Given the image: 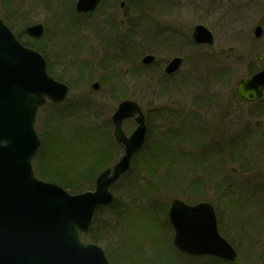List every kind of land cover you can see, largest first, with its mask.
Instances as JSON below:
<instances>
[{
	"label": "rangeland",
	"instance_id": "obj_1",
	"mask_svg": "<svg viewBox=\"0 0 264 264\" xmlns=\"http://www.w3.org/2000/svg\"><path fill=\"white\" fill-rule=\"evenodd\" d=\"M67 1H70V5L51 3L49 0H9L11 5L8 8L4 0H0V19L14 34H20L21 40L32 39L23 34L26 26L35 23L43 25L44 34L36 45L45 55L48 70L61 78L69 88L68 97L63 103L57 106L46 103L37 112L35 131L41 140L44 139L45 146L43 148L41 145L33 159L35 171H40L42 153L51 162L44 167L46 174L56 172L57 177L64 182L75 181L76 177L80 180L84 170L94 172L95 178L99 173L96 168L91 171L88 169L92 168L98 157L103 158L111 167L121 157L123 149L114 141L113 127L108 120L120 100H134L148 119L149 149L145 146L134 155L128 173L111 188L115 200L126 207L125 214L118 219L111 209L101 212L100 222L110 226L103 242L99 244L106 255L115 264H225L207 257L186 256L174 249L166 215L170 200L176 197L188 204L208 201L213 206L219 233L237 252L234 264H264V179H249V172L247 173V149L250 143L248 133L251 129L264 133V99L249 103L242 100L235 91L236 82L246 76L248 66H258L255 53L261 52L258 46L251 45L249 36L252 34H245L248 24L243 28L241 23L234 24L228 18L219 16L217 11L211 12L208 10L209 6L213 5L216 9L212 0L195 1L200 12L205 11L203 20L199 22H189L181 17L182 13L178 14L181 0H172L175 7H172L171 14L170 10L165 11L164 8L155 9L158 26L161 24L164 30L161 34H167L177 24L179 27L176 30L182 31L186 27L190 34L192 27L201 23L215 34V48L233 47L235 58L231 61L221 52L212 50L204 49L203 55H199L200 51L197 52L192 46L181 47L168 42L165 35L157 34V38L151 40L149 21L154 16L150 14V0H137V4L134 3L136 0H125L124 8L127 13L124 16L118 8L119 0L111 3V10H108L107 2H104L92 18L77 16L79 14H75L72 5L75 0ZM160 1L163 3V0ZM185 5L187 9L194 7L190 1H186ZM104 8L113 13L108 19L118 23L123 19L131 27L133 22L139 23L134 36L124 34L120 45L139 49L141 54L149 51L155 53L161 65L157 70L143 68L138 60L131 62L129 56H134L135 53L127 56V49L124 51L127 57L124 61L121 58V61L117 60L113 65L108 64L100 69L93 65L97 59L96 52L92 55V45L80 46L78 59L94 57L93 63L89 61L84 68L76 65L78 62L75 51L63 52L67 51L69 41L75 36V41L82 44L86 37L84 33L90 34L91 31L92 37L96 39L102 26L99 24L100 16L104 17L103 20L106 18ZM166 12L168 13L164 15ZM81 23L84 24L83 27H80ZM235 25L240 26L241 34L235 32L238 28ZM166 28L168 30L165 31ZM157 31L154 24L153 33ZM58 52L63 53L60 63V59L54 60ZM113 52L117 53V44ZM173 55L182 56L184 63L172 78H166L162 69ZM98 56L102 58L101 54ZM92 83L98 84L97 90L91 88ZM86 102L97 106V111H83ZM79 104L82 106L79 107ZM79 110L83 112L77 114ZM158 111L162 117L167 111L189 114L185 116L188 117L186 125L181 120L185 128L184 138L178 139L176 135L169 137L166 129L171 127L172 131H176L174 128L178 125L176 122L165 123L163 119H157ZM196 114L199 116L195 117ZM134 127L133 119L123 121L122 128L127 135ZM93 128L96 130L95 134ZM71 135H75L76 140ZM162 135L168 139L166 143L170 144H167V149L171 150L170 146L180 148L176 149L179 153L186 154L188 163H176V167L171 169V157L174 156L169 157V160L165 156L164 163L162 161L164 166L156 163L154 169H157L160 178L166 180L155 186V181L152 182L146 177L147 173L141 170L143 167L149 168L147 163L139 158L150 148L163 146ZM188 138L190 141L184 143ZM79 142H82L81 145ZM69 144L74 145L70 147L72 151L65 154L61 150L58 153L57 147L68 148ZM262 149L264 151V140ZM189 154L195 155V163L203 162L196 170L188 165L191 164L189 159L192 160ZM165 168H168L167 171ZM88 181L82 185L86 190H92L95 181L91 182V178ZM185 184H190L191 194L186 191ZM143 201L152 203L157 213L140 208Z\"/></svg>",
	"mask_w": 264,
	"mask_h": 264
},
{
	"label": "water",
	"instance_id": "obj_2",
	"mask_svg": "<svg viewBox=\"0 0 264 264\" xmlns=\"http://www.w3.org/2000/svg\"><path fill=\"white\" fill-rule=\"evenodd\" d=\"M98 1L78 0L76 11H90ZM26 33L38 38L43 26L30 25ZM193 38L198 43H213L212 33L202 25L195 27ZM153 60L146 55L142 62ZM180 63V58L172 59L164 72H175ZM263 85L264 66L252 77L241 79L236 92L254 101L262 96ZM92 88L97 89L98 84L93 83ZM67 92L66 85L47 74L44 58L23 46L0 19V264H111L98 245L82 241L80 234L88 230L98 208L111 204L110 186L129 169L132 155L144 143V117L136 102L118 104L111 120L115 140L124 146L123 155L97 176L93 191L70 194L37 178L32 169L40 148L34 129L37 110L46 99L61 102ZM131 117L137 126L126 136L121 123ZM168 219L178 251L235 259V250L218 233L208 202L187 205L173 199Z\"/></svg>",
	"mask_w": 264,
	"mask_h": 264
},
{
	"label": "flooded vegetation",
	"instance_id": "obj_3",
	"mask_svg": "<svg viewBox=\"0 0 264 264\" xmlns=\"http://www.w3.org/2000/svg\"><path fill=\"white\" fill-rule=\"evenodd\" d=\"M51 3L55 2L57 4H64L65 5H70V1L68 2L67 0H56V1H52L49 0ZM77 0L74 1V3L72 4L73 7H75V3ZM117 0H100L96 7L88 13H76L75 14H79L77 16L81 17V18H92L95 13L96 10L100 7V5L104 2H107L106 7L108 8V10H111L109 7L112 6L111 3L112 2H116ZM186 1H190L191 3H193V8L187 9V6L185 5ZM196 0H181V4L178 6L179 13L181 14L182 18H185L186 20H189V22L191 21H196L199 22L201 20H203L204 18V13L200 12L199 10V6L198 4L195 2ZM213 4L215 5V8H213V5L209 6L208 10L212 11H217L222 18H228L232 23L234 24H238L241 23L243 25V28L245 27L244 25H247V27H245L246 29V33L245 34H252L250 37V43L251 45L254 46H258L261 52H256L255 53V58L256 61L258 63V66H256L255 64H251L248 66V72L246 74V76H243L241 78H245V77H251L253 75H255L257 72H259L263 66H264V0H212ZM125 0H119L118 2V8L119 10H121L120 12L122 13V15H126V11H125ZM160 0H150L149 1V6L151 7V16L154 18H151L149 21V29H150V39L151 40H155L157 38V34L160 35H165V38L168 42L172 43V44H179L181 47H189L192 46L193 49L195 48V50H197V52L200 51L199 55H203V50H209L212 52H221L223 55H225V57L229 58L231 61H233L235 58V55L233 54V47H227V48H220L217 47L215 48L214 43H215V34H213L207 27V29L212 33V38H213V43L211 45L209 44H205V43H198L194 40L193 38V33H194V29L196 26L198 25H202L201 23H196V25H194L191 29V33L189 34L190 30L188 28L185 27V30L183 29L181 30H176L177 27H179V24L176 25V27L174 26V29H169L166 28V30H168L167 34H161L164 32L163 28L158 26V22L156 21V8L160 7L161 9L164 8L165 11L170 10V14L172 13V7H175V5L172 3V0H163V3H160ZM137 4V0L134 2ZM10 7V4L8 6V8ZM168 7V9H167ZM105 11V8L103 9L104 11V15H105V19L103 20L104 17L100 16V22L102 26L101 29H99V32L96 34V39L92 37V32L89 31L90 34L84 33L86 36L84 38V42L81 44L78 41H75V37L73 38V40L69 41V47L67 49V51H63L64 53H68V52H74L75 56H77V64L79 65V67L84 68L86 65V63H88L89 61L93 63V58H90L89 56L87 58H82V59H78V56L80 55V46L84 45V46H88V45H92L91 47L94 49V51H92V55L95 54L96 52V59L94 60L95 64H93L95 67L97 68H104L106 67L108 64L109 65H113V62H116L117 60L119 61L120 59H116L113 58L112 55L113 54H119V53H124L125 49L128 50L127 52V56L135 53V55L133 56H129L130 61L131 62H135V61H140L141 64V58L143 55L148 54L154 57V60L152 62H150L148 65H142L141 66L143 68H147L153 71L157 70V68H159L160 65V60L156 57L155 53L153 54L151 51H149L148 53L145 52V54H141V51L139 52V49L137 47L138 50L135 49H130V47H123L120 45V43H122V38H124V34H130L132 36L134 31L136 30V25L138 26L139 23L133 22V26L131 27L129 24L126 25V23L124 22L123 19L119 20V23L116 22L115 20H111L108 19L107 17L109 16H113V13L110 11ZM180 10H182V12H180ZM75 11V10H74ZM137 11V9H136ZM168 12L164 13L167 14ZM103 14V12L101 13ZM177 15V13H176ZM170 16V15H169ZM225 18V19H226ZM81 22V21H80ZM154 24L157 26L158 31L153 33L154 30ZM84 25V24H83ZM82 23L80 24V27H83ZM164 24H162L163 26ZM204 26V25H202ZM235 28H237L235 31L237 34H241V30H240V26L239 25H235ZM125 29V30H123ZM45 31V29H44ZM179 31H181L180 34H177ZM86 32V31H85ZM88 32V31H87ZM161 32V33H160ZM122 34V35H121ZM255 34H259V36H255ZM130 35L127 36V38L130 37ZM156 35V36H155ZM164 38V39H165ZM91 40V41H90ZM117 44V53L113 52V48L115 47V45ZM169 44V43H168ZM114 45V46H113ZM171 45V44H170ZM81 46V47H82ZM119 46V47H118ZM191 47V48H192ZM62 49V48H61ZM99 49L101 50L99 52ZM123 49V50H122ZM94 52V53H93ZM137 52V53H136ZM252 51H249V53H251ZM101 54L102 58L99 57L98 55ZM63 53L62 52H58L57 55L54 57V60H59L60 58H62ZM104 57V58H103ZM179 57L181 59V63L178 67V69L176 70V72L169 74V75H164L166 78H172L177 71L181 68L182 64L184 63V58L180 55H173L171 56V58L165 62L163 69H162V73L165 69V67L168 65V63L173 59ZM260 57V58H259ZM126 56H122L123 61L126 59ZM218 59V58H217ZM220 59H218L219 61ZM60 61H62L61 59L58 61V63H60ZM230 61V62H231ZM56 63V64H58ZM60 65V64H59ZM160 65V66H159ZM240 78V79H241ZM239 79V80H240ZM239 80L236 82V86L237 83L239 82ZM236 90V87H235ZM242 99V98H241ZM264 99V85H263V94L262 97L256 101H248L249 103H255L259 100H263ZM198 106V105H197ZM199 107V106H198ZM197 113H199V108ZM160 112L158 111L156 115H158L159 118L157 119H163L164 122H170V123H177V127L174 128L176 129V131H174L176 134H181L183 131H185V128L182 124V122L186 125V119L188 117H185L186 115H189L187 113H180L179 111L176 112H171V111H167L165 116L162 117L159 115ZM199 115L196 114L195 117H198ZM144 118H145V122L148 125L147 122V117L144 114ZM195 119V118H194ZM173 120V121H172ZM182 120V122H181ZM193 124V122H192ZM167 127H169V124H167ZM171 127L167 128L166 130L168 131V133L172 132ZM187 129V128H186ZM184 134V133H183ZM249 134V138L248 140L250 141V143H248V149H247V155H248V159H247V173L249 172L248 178L252 179V180H261L264 179V151L262 149L263 146V140H264V133L255 129H251ZM250 151V153H248ZM263 170V171H262Z\"/></svg>",
	"mask_w": 264,
	"mask_h": 264
},
{
	"label": "trees",
	"instance_id": "obj_4",
	"mask_svg": "<svg viewBox=\"0 0 264 264\" xmlns=\"http://www.w3.org/2000/svg\"><path fill=\"white\" fill-rule=\"evenodd\" d=\"M23 34H25V33H23ZM15 36L18 38V40H20V42H22L24 45H26V46H29V47H31V48H34V49H36V50H38L39 52H41L42 53V51L40 50V48L36 45V43H37V39H30V41H27V40H21L20 39V34H15ZM26 36V35H25ZM45 56V55H44ZM111 76V74L109 75V77ZM58 78V77H57ZM85 108H83V111H85L86 112V108L90 105V104H87V103H85ZM80 106H82L81 104H79V107ZM74 107V106H73ZM93 107H95L94 105H93ZM73 110H75V109H73ZM78 111V110H77ZM82 110H79V112H77V114L78 113H80ZM82 111V112H83ZM90 117V116H89ZM76 118V117H75ZM76 119H78V118H76ZM80 121V120H79ZM92 131H93V133L95 134V132H96V130H95V128H93L92 129ZM87 133V135L90 137V135H89V133L88 132H86ZM105 135H107L108 136V138L110 137L109 135H108V133H106ZM172 135H176V136H178L174 131H172L171 133H169V137H171ZM72 136V135H71ZM107 136H105V137H107ZM159 135L157 136V138H158V140H159ZM72 138H73V140L75 139L76 140V136L75 135H73L72 136ZM148 138H150V136L148 135ZM161 141H162V143H164V145L162 146L161 145V147H158V146H156L155 148H153V149H151L150 148V150H148V152L147 153H145L143 156H141L139 159H142L143 160V162H145V163H147V167H149V168H142L141 170H144L147 174H145L146 175V177L147 178H149L150 180H152V182L153 181H155V186L158 184H160V183H163V181L164 180H166L165 178H160L159 176H158V174H157V169H154V165L156 164V163H159V164H163L164 163V158H165V156L167 155V154H169L170 152L168 151V149H167V147L166 146H168L167 144H169V143H166L167 141H168V139H166V137H164L163 135H162V137H161ZM104 140H105V138H104ZM160 141V142H161ZM82 142H84V141H82ZM82 142H79V144L81 145V143ZM44 144V139H42V147L43 146H45V145H43ZM71 144V143H70ZM69 144V146H68V148H65V147H63V146H61V147H57V149H58V153L61 151V150H63L64 151V153L66 154V153H68L69 151H72L71 150V146H74V145H70ZM146 146H147V148L149 149V145L146 143ZM44 148V147H43ZM94 150H95V148H93L92 149V151L94 152ZM64 154V155H65ZM58 156L60 157V155L58 154ZM100 157H102V155H99ZM155 161V162H154ZM162 161H163V163H162ZM181 161V159H180V157L179 158H174L173 159V163H176V162H180ZM51 162H48L47 160H46V158L44 157V153H42V159H41V163H40V171H38L37 169H36V174L40 177V178H42V179H44V180H48V181H51V182H56V183H58V184H60L61 186H63L65 189H67L70 193H78V192H81V191H84V190H86V187L84 188L83 187V185L82 184H84V183H86V182H89L88 180L91 178V182L95 179L94 177H93V173L92 172H88L87 170H84V174L83 175H81L80 176V180H79V178L78 177H76L75 179V181H70V182H64L63 180H60L58 177H57V173L55 172H53L52 174H46V172H45V170H44V167H46L47 166V164L49 165ZM94 164L92 165V168L91 169H88L89 171H91V170H93V169H95L96 168V172L98 171V172H100L101 170H103L104 168H106V167H108L109 165L107 164V162L103 159V158H99L98 157V159L97 160H95L94 162H93ZM171 165V164H170ZM162 166H164V165H162ZM166 169V168H165ZM168 169V168H167ZM167 169H166V171H167ZM89 173H92V174H90V176L88 175ZM92 175V176H91ZM163 176H165V173H163ZM145 177V178H146ZM74 179V178H73ZM133 186V188L135 187V185H132ZM185 188H186V191H189L188 193H192V188H191V186H190V184H185V186H184ZM114 189V188H113ZM147 194V193H146ZM147 195H149V193L147 194ZM146 195V196H147ZM143 200V198H141L140 199V201H142ZM147 201V200H146ZM142 202V205H139L140 206V208H143V210L145 211H147V210H154L155 209V207H153V204L152 203H150V202ZM121 208V209H118V208ZM108 209H111L112 211H114V214H116V218H120L122 215H124L125 214V211H126V207L124 206V207H122V205L121 204H119L118 203V201L117 200H114V202H113V204L112 205H110L109 207H108ZM119 210V211H118ZM103 211V209H100L98 212H97V214H96V216L94 217V220H93V222H92V224H91V226H90V228H89V230L87 231V232H85L84 234H82L81 235V237H82V239H84V240H86V241H90V242H93V243H96V244H101V242H103V240H104V235L106 234V230L110 227L108 224H104V223H101L100 222V217H101V212ZM154 212H155V214L157 213L156 212V210H154ZM149 214V213H148ZM118 218V219H119ZM104 228H106V229H104ZM104 229V230H103ZM110 229V228H109ZM103 230V231H102ZM114 264H115V262H114Z\"/></svg>",
	"mask_w": 264,
	"mask_h": 264
},
{
	"label": "bare ground",
	"instance_id": "obj_5",
	"mask_svg": "<svg viewBox=\"0 0 264 264\" xmlns=\"http://www.w3.org/2000/svg\"><path fill=\"white\" fill-rule=\"evenodd\" d=\"M45 61H46V60H45ZM46 65H47V61H46ZM98 211H99V209L96 210V214H97ZM96 214H95V216H96Z\"/></svg>",
	"mask_w": 264,
	"mask_h": 264
}]
</instances>
